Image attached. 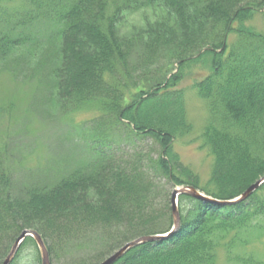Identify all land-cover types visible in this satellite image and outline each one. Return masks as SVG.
<instances>
[{
	"label": "trees",
	"instance_id": "obj_1",
	"mask_svg": "<svg viewBox=\"0 0 264 264\" xmlns=\"http://www.w3.org/2000/svg\"><path fill=\"white\" fill-rule=\"evenodd\" d=\"M14 2L0 0V67L10 66L17 80L35 79L38 92L46 89L48 103L55 100L61 111L99 100L110 115L95 117L90 134L78 138L85 162L59 171L53 181L18 184L12 159L0 145V258L24 229L37 230L46 245L52 239L50 254L54 245L78 241L94 243L93 253L109 246L90 264L109 254L115 240L121 245L169 232L173 215L153 205L155 177L175 186H201L171 146L188 127L179 125L185 89L175 86L182 71L197 63H209L193 88L208 102L202 137L213 159L208 185L201 189L233 199L264 175V30L252 24L260 11L264 16V0ZM155 4L168 9L170 18L121 32L124 12ZM167 56L171 64L149 78L150 67ZM175 63L177 71L166 75ZM144 138L162 146L158 158L149 154L135 162L137 155L115 153L122 143ZM179 212L180 228L171 237L138 244L113 264H215L220 247L231 257L238 245L248 247L254 234H264V184L231 205L181 194ZM30 245L35 249L30 264H41L32 237L11 264H29L21 253ZM238 256L241 264H264Z\"/></svg>",
	"mask_w": 264,
	"mask_h": 264
},
{
	"label": "rangeland",
	"instance_id": "obj_2",
	"mask_svg": "<svg viewBox=\"0 0 264 264\" xmlns=\"http://www.w3.org/2000/svg\"><path fill=\"white\" fill-rule=\"evenodd\" d=\"M17 1L15 0L13 4H16ZM259 13L254 17L252 24L257 29L264 30V16H261L263 12L260 11ZM123 14L124 18L120 22V30L123 34L130 32L134 27L143 26L147 21L155 22L163 18H170V16L168 17V9L164 8L162 4L133 9ZM170 59L172 57L167 56L160 62H155L150 67L151 76H149L148 71L149 78L157 77L161 66L166 67L168 63L171 64ZM208 64L197 63L189 69H184L182 71L184 73L180 74L182 78L175 88H184L185 95L184 123L179 125L188 124V127L177 133L171 144L179 163L198 176L201 186L208 185L213 163L209 148L204 144L202 137L210 112L208 102L198 95L193 85L196 80L208 73L210 70ZM177 69L178 66L175 63L166 75L175 73ZM44 72L45 70L39 73V76ZM48 97L46 89L38 92L35 79L17 80L10 66L8 69L0 67V145L3 146L2 153H8L12 159L11 163L15 168L18 184L41 182V180L47 182L50 178L53 181L62 173L59 171L72 169L73 165L84 163L86 151L76 144L78 138L83 133L90 134L95 117L100 116L101 113L110 115L104 101L87 102L61 111L55 105V100L52 105L50 102L48 103ZM172 124L177 125L178 123ZM120 134L121 131H118V135ZM161 152L162 146L150 138L124 142L115 150V153L120 155H130V157L137 155L133 158L135 162H137L138 157L139 159L140 157L147 158L149 154L158 158ZM158 175L154 180L156 184L154 208L159 213L162 211V214L169 210L170 214L173 215L171 196L176 186L168 178ZM184 185L177 186L182 187ZM201 186L196 188L205 193ZM167 205L170 209L166 208ZM159 226L162 228L165 226L164 217L159 220ZM253 239L248 247L238 245L234 248L231 257L225 248L220 247L217 251L215 264H241V262L235 261V258H240L238 255L242 257L253 256L264 261V234L262 237L254 234ZM14 242L8 244L10 249ZM113 242L112 251L102 260L127 243L123 242L118 245V240ZM49 244H52V239L48 240L47 245ZM93 246L95 247V244L89 241L87 243L84 241L72 242L66 248L60 244L54 245L55 252L50 254L51 264H90L92 261H96V256L100 251L106 249L110 251L109 246H107L97 253H93ZM34 252V247L30 245L21 253L22 259L26 263H32L35 256ZM6 256L4 254L0 258V264Z\"/></svg>",
	"mask_w": 264,
	"mask_h": 264
},
{
	"label": "water",
	"instance_id": "obj_3",
	"mask_svg": "<svg viewBox=\"0 0 264 264\" xmlns=\"http://www.w3.org/2000/svg\"><path fill=\"white\" fill-rule=\"evenodd\" d=\"M262 183H264V176H262L260 179H258L256 182L251 184L239 197L235 199H230V200H219L216 198H213L211 196L206 195L205 193L201 192L198 190L196 187L188 185L185 187L181 188H176L172 192L171 196V206H172V214L174 217V225L172 229L168 233H162V234H154V235H143L140 236L134 240H131L124 244L121 248L116 250L114 253L109 255L107 258H105L103 261H101L99 264H113L116 262L118 259H120L126 251L131 249L132 247L144 243V242H152V241H157V240H164L169 237H171L180 227V213H179V208H178V196L183 193L190 194L194 198L201 199L204 201H209L211 203L219 204V205H228V204H234L236 202L245 200L252 192H254ZM30 236L32 237L41 252V257H42V264H51L50 260V253L48 251V248L44 242V239L42 235L34 230V229H24L20 235L17 237L16 241L14 242L10 252L8 255L5 257L3 262L1 264H10L11 261L13 260L18 248L20 247L21 243L24 241V239Z\"/></svg>",
	"mask_w": 264,
	"mask_h": 264
}]
</instances>
